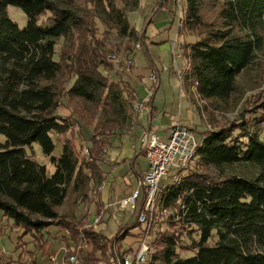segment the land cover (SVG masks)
<instances>
[{
  "label": "trees",
  "instance_id": "trees-1",
  "mask_svg": "<svg viewBox=\"0 0 264 264\" xmlns=\"http://www.w3.org/2000/svg\"><path fill=\"white\" fill-rule=\"evenodd\" d=\"M76 1L0 0V219L5 220L0 231L6 227L15 235L12 253L0 251V264H37L49 237L77 253L82 264L107 258L118 264V257L136 250L123 248L122 240L141 227L137 213L111 206L132 220L111 236L96 226L114 201L109 197L104 205L99 189L111 173L104 168L107 149L112 139L132 130L137 114L136 79L124 68L133 60L130 44L145 37L127 17L139 0H86L91 13ZM9 6L26 16L22 28L9 17ZM182 6L176 36L196 37L179 44L182 84L204 100L229 102L237 76L264 44V0H182ZM210 6L212 21L204 19ZM98 23L103 33L119 38L115 46L128 50L115 76L102 70L110 65L95 39ZM61 103L69 116L57 111ZM260 105L255 111L244 104L236 121L201 129L188 168L174 172L171 183H160L158 210L146 211L150 253L143 264H264V99ZM78 123L90 129L87 152L64 138L56 155L57 138ZM34 143L49 157L50 174L26 150ZM236 162L255 164L259 175L212 173ZM67 199L73 212L60 214ZM79 205H93L99 220L77 217Z\"/></svg>",
  "mask_w": 264,
  "mask_h": 264
},
{
  "label": "rangeland",
  "instance_id": "rangeland-1",
  "mask_svg": "<svg viewBox=\"0 0 264 264\" xmlns=\"http://www.w3.org/2000/svg\"><path fill=\"white\" fill-rule=\"evenodd\" d=\"M75 3L84 12L91 13L89 12L91 9L90 5L86 0H77ZM182 8V0H139V6L128 12V20L135 30L139 33L145 32V37L142 38V41L130 44L131 47H134L135 52L132 55L133 60H130L131 68L129 72L133 79H136L137 86L135 91L139 95L143 93L144 83L140 82L141 80L138 77L145 79L149 76L151 66L153 68H160L162 66L163 68H160V86L157 89L156 99H158V102L163 103L167 109L168 114L164 117L176 119L177 116H180L182 121L184 120L193 125L192 128L194 129L195 136L200 141L201 134L199 131L201 129L214 128L236 121L244 104H248L255 111L261 109L260 102L264 99V44L260 49L256 50L252 62L237 76V92L231 97L229 102L204 100L197 96L192 88H187L182 84L181 81V68L185 62L180 56L179 44L183 41H194L196 38L189 35L176 36L175 34L178 25L177 13H180ZM8 14L20 28L26 24L27 18L17 6H9ZM214 14L213 7L210 6L204 9L205 20L212 21ZM98 26L97 31L95 30V39L104 52L105 61L110 65V67L107 66V68L101 69L104 73L115 76L113 73L117 72V64L124 58L128 50L125 46H122L120 49L118 46H115L120 43L119 38L112 31L106 34L103 33L101 24L98 23ZM262 33L264 36V31ZM148 38H151L154 42L150 43ZM143 40H146L144 42L145 45L143 44ZM59 43L64 44V41L60 40ZM57 111L66 116L70 115L69 109L62 103L58 106ZM140 120L143 124L146 122L142 114L140 115ZM78 126H80L79 123ZM79 128L80 133H76L78 129L73 128V131L67 133L66 136L63 137L61 135L57 138L56 149L54 150L56 155L59 153L58 150L64 138H69L76 151L82 146L84 148L89 144L90 129L86 126H80ZM162 128L158 123H155L153 126L154 130ZM139 130L138 126L112 139V146L107 149L104 168L111 171V173L108 174L103 187H99L102 190L101 198L104 205L108 204L109 197L113 199L121 198L127 189L135 187L137 177L132 171L138 172V169L142 171L147 164L144 156L137 155L133 147V143H136V139L139 137L137 136ZM161 137L164 138V135ZM1 140H3V136L0 134ZM26 150L28 152L32 150L33 154L47 166L49 174L53 172L54 167L49 157L42 153L37 143L32 145V149L26 147ZM132 161H134V166ZM115 162L117 163L114 164ZM109 163L114 165L109 166ZM173 173L174 171L170 170L169 175L162 178L161 184L171 183L174 179ZM212 173L217 177H223L227 174H237L254 179L259 175V167L252 163L236 162L224 165L219 169L212 168ZM76 208L75 213L77 217L85 214L89 220L91 217L96 216L93 205L88 207L79 205ZM59 212L60 214H71L73 212V206L68 199L59 208ZM110 212L109 214V211H106L103 215V221L96 226V228L102 229L108 236L115 234L120 224L132 220L129 217V213L122 212L111 206ZM4 221L3 219L1 222L4 223ZM1 222L0 226H3ZM143 228V226L131 228L130 234H127L122 240L123 248H127L130 245L134 249H137L140 241L137 234L142 233ZM2 231H5V233L1 234L0 231V251L8 255L12 253L10 251L13 250L15 235L14 232H9V229L6 227ZM188 240L185 239V242H188ZM63 245L64 243L59 239L49 237L47 244L41 250V253H39L37 264L49 263V260H47V247H49V253H56L58 258H60L62 254L61 247ZM89 247L90 245L87 248ZM114 252L118 253V249L115 246ZM189 253L182 252L181 254H186L187 256L190 255ZM120 260V257H118V264H120ZM95 264H111V261L107 258L103 261L95 262Z\"/></svg>",
  "mask_w": 264,
  "mask_h": 264
},
{
  "label": "built area",
  "instance_id": "built-area-1",
  "mask_svg": "<svg viewBox=\"0 0 264 264\" xmlns=\"http://www.w3.org/2000/svg\"><path fill=\"white\" fill-rule=\"evenodd\" d=\"M177 17H179V13H177ZM111 56L113 57V55ZM130 68L131 61L128 60L124 71H129ZM148 79L154 86L158 84V75L155 71L150 72ZM133 108L149 112V106L141 101H136ZM74 129H78L77 124L74 125ZM162 135L164 138L161 137ZM199 145L200 141L197 140L194 130L178 119L163 134L151 129L143 130L137 142L133 143L136 152L144 156L146 167L137 179L136 186L131 187L127 194L114 199L109 205L137 213V221L145 230L142 231L138 248L127 250L122 256L120 264H143L148 259L151 219L147 221L146 211L152 214L158 210V190L162 178L168 176L170 170L174 172L186 170L193 161ZM84 152H87V147H84ZM103 185L104 183L100 188ZM99 217V215L96 216L93 223H96ZM61 251L59 259L56 253L49 254L48 264H82L77 253L69 254V249L66 246L63 245Z\"/></svg>",
  "mask_w": 264,
  "mask_h": 264
},
{
  "label": "crops",
  "instance_id": "crops-1",
  "mask_svg": "<svg viewBox=\"0 0 264 264\" xmlns=\"http://www.w3.org/2000/svg\"><path fill=\"white\" fill-rule=\"evenodd\" d=\"M145 41L146 40H143V44L144 45H145V43H144ZM148 41L150 43H153L154 42L151 38H148ZM145 49H146V46H145ZM160 68L162 69L163 67L161 66ZM160 68H158V67L153 68L152 66L150 68V72L155 71L157 73V75H158V80L159 81H158V84L157 85L154 86L152 84V82L148 79V77H146L147 79L146 78L145 79L144 78H141V81L140 82L144 83V85H143V87H144L143 88V93H141V94L138 95L136 93V91H135V94H136V100H135V102L136 101H141V102L146 103L149 106V112H146L145 110H140V111L139 110H136L137 114H136V117H134L135 120H133V122L134 121L135 122L132 125V129L133 128H137L139 126L140 130H139V133H138L137 136H139L141 134V132L143 130H145V129L154 130L153 129V126H154L155 123H158L160 126L163 127L162 129H158V130L155 129V131H158L160 134H163L164 132L167 131V129L169 128V126L172 123H174V121H176L177 119L180 120L181 122L185 123L187 126H189L191 128L193 127V125H190L189 122H186L184 120L182 121V119L180 118V116H177L176 119L170 118V117H168V118L164 117V116H167V114H168L167 109H166V107H165V105L163 103L158 102V99H156L157 89L160 86ZM150 72H149V74H150ZM141 114H142V116H144V118L146 120V122H144V124L140 120V115ZM133 166H134V164H133ZM145 167H146V165H145ZM143 169H142V171H143ZM140 170L141 169H138V171H140ZM47 251H48V253H47V260H48V255L49 254H53V253H49V247L46 248V252ZM39 255L40 254H38V256Z\"/></svg>",
  "mask_w": 264,
  "mask_h": 264
}]
</instances>
